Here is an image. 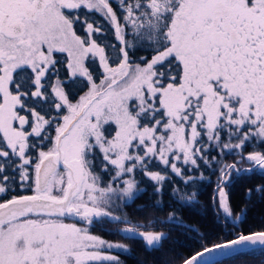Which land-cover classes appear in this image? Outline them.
I'll use <instances>...</instances> for the list:
<instances>
[{
  "label": "snow or ice",
  "instance_id": "6c2138e0",
  "mask_svg": "<svg viewBox=\"0 0 264 264\" xmlns=\"http://www.w3.org/2000/svg\"><path fill=\"white\" fill-rule=\"evenodd\" d=\"M257 170L264 0H0V264H121L126 246L93 229L159 250L168 223L201 251L166 264H264V229L244 233L227 191ZM204 171L231 239L139 215L164 210L166 187L196 201ZM146 181L154 202L129 213Z\"/></svg>",
  "mask_w": 264,
  "mask_h": 264
},
{
  "label": "trees",
  "instance_id": "16d2710c",
  "mask_svg": "<svg viewBox=\"0 0 264 264\" xmlns=\"http://www.w3.org/2000/svg\"><path fill=\"white\" fill-rule=\"evenodd\" d=\"M109 40L112 43H116L114 37L109 36ZM73 91L77 92V98L79 95L83 94L76 88H73ZM228 159L230 162L231 157ZM204 176L206 179L198 180L194 189H187L189 192L197 191L198 195L196 201L191 203L187 201L175 203L167 194L168 188L166 187L165 195L162 198L164 210H152L139 215L156 217L160 221L166 222L169 213L176 210L175 214L183 221L184 225H191L193 229H198L200 233L208 236V242L205 246L221 243L224 239H231L232 237L224 235L226 229L222 228L221 224L216 222V216L213 211L212 198L215 193L216 176L212 175L211 171H204ZM261 184H264V175L259 174V171H257L255 174L234 179L227 189L232 202L233 216L235 217L241 214L242 209L246 210L241 217V227L245 234L250 231L264 229V195L256 193H253L250 197L246 195L247 189ZM145 186H147V191L140 196L136 204H133L130 208L126 209V211L131 213L139 204H151L154 202L155 198L152 195L150 183L146 181L145 184L141 185V187ZM169 203H172L171 208L167 207ZM66 222L71 223L73 221ZM231 222L232 221H229V223ZM115 227H117V225L107 226L109 230ZM119 227H123V225H119ZM156 230L167 232L169 236L168 239L164 240L163 247L159 250H146L145 245L139 239L122 238L120 235H110L107 231H100L98 228L93 229V233L112 243L126 246L127 250L125 251H116L117 253L111 252V254L118 256L121 264H166L167 261L174 259L177 253L182 254L185 258H189L196 252L201 251L200 244L190 239V237L196 236L195 230L185 234V229L183 227L173 225L172 223H168L166 227L159 226ZM223 261L229 262V258ZM235 264H262V262L256 259L236 261Z\"/></svg>",
  "mask_w": 264,
  "mask_h": 264
},
{
  "label": "water",
  "instance_id": "95a60500",
  "mask_svg": "<svg viewBox=\"0 0 264 264\" xmlns=\"http://www.w3.org/2000/svg\"><path fill=\"white\" fill-rule=\"evenodd\" d=\"M205 259H207V256H205ZM226 259H228V257L217 256V260H219V261H223V260H226Z\"/></svg>",
  "mask_w": 264,
  "mask_h": 264
},
{
  "label": "rangeland",
  "instance_id": "374dc122",
  "mask_svg": "<svg viewBox=\"0 0 264 264\" xmlns=\"http://www.w3.org/2000/svg\"><path fill=\"white\" fill-rule=\"evenodd\" d=\"M113 56H114V54H113ZM257 171H259V170H257ZM115 244H117V243H115ZM116 251H117V252H122V251H125V250H122V249H113L111 252L114 253V252H116ZM117 252H116V253H117ZM110 254H111V253H110ZM112 255H113V254H112Z\"/></svg>",
  "mask_w": 264,
  "mask_h": 264
}]
</instances>
